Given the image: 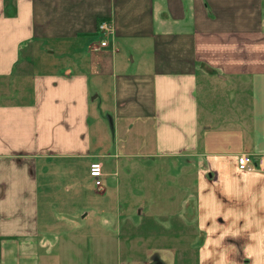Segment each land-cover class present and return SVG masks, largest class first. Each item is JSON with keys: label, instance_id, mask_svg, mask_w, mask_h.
I'll return each instance as SVG.
<instances>
[{"label": "crops", "instance_id": "1", "mask_svg": "<svg viewBox=\"0 0 264 264\" xmlns=\"http://www.w3.org/2000/svg\"><path fill=\"white\" fill-rule=\"evenodd\" d=\"M239 153H264V0H0V264H68L86 217L96 264H264Z\"/></svg>", "mask_w": 264, "mask_h": 264}, {"label": "rangeland", "instance_id": "2", "mask_svg": "<svg viewBox=\"0 0 264 264\" xmlns=\"http://www.w3.org/2000/svg\"><path fill=\"white\" fill-rule=\"evenodd\" d=\"M83 185H84V187H86V185H87L88 191H86V193L96 194L98 192V189H95L91 179H89V178H87V180L84 181ZM84 193H85V190L79 197L75 195V196H73L72 200H68V203H70V204H67V207H68L67 209H70L71 212H73L77 215L82 214L83 212H85V213L93 212V210H88L86 204L89 202L88 203L89 205L97 207L98 206V200H87V198L84 197ZM72 206H74V209ZM83 207H85V208H83ZM88 219H90V222H88ZM84 223H86V224L89 223V224L86 227L82 226L79 229L76 228L77 230L73 229V233L75 234V239H77L78 235L80 237L78 238V240H75V241L69 243L72 245V247H69V248H71L73 250H66V252H65V256H67L68 259H70L68 264H88L87 261L89 262L90 260L93 264L97 263V258L93 254V249L97 245L95 239H96L98 230H97L96 225L94 224V219L86 217ZM85 231H87L89 234H91L90 237L92 239V245H90L89 248H87V249H89L88 253L84 252V248H86V246L83 245V240H85L86 238H84L82 233H84ZM89 264H91V263H89Z\"/></svg>", "mask_w": 264, "mask_h": 264}, {"label": "built area", "instance_id": "3", "mask_svg": "<svg viewBox=\"0 0 264 264\" xmlns=\"http://www.w3.org/2000/svg\"><path fill=\"white\" fill-rule=\"evenodd\" d=\"M97 32L100 40L99 47L107 45V37L112 35L111 24L107 20L97 22ZM235 166L238 171L244 172H264V153L253 155L249 153H239L235 156ZM88 177L91 179L94 187L98 188L102 180V166L98 161H91L87 168Z\"/></svg>", "mask_w": 264, "mask_h": 264}]
</instances>
